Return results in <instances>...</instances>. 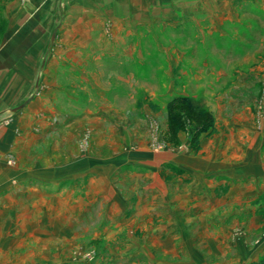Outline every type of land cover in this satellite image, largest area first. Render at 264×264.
<instances>
[{
	"label": "rangeland",
	"instance_id": "1",
	"mask_svg": "<svg viewBox=\"0 0 264 264\" xmlns=\"http://www.w3.org/2000/svg\"><path fill=\"white\" fill-rule=\"evenodd\" d=\"M261 259L264 0H0V264Z\"/></svg>",
	"mask_w": 264,
	"mask_h": 264
},
{
	"label": "crops",
	"instance_id": "2",
	"mask_svg": "<svg viewBox=\"0 0 264 264\" xmlns=\"http://www.w3.org/2000/svg\"><path fill=\"white\" fill-rule=\"evenodd\" d=\"M259 148L261 149V147H259ZM247 151H249V150H247ZM255 152H256V150L254 149V151H252L250 153L255 154ZM205 165H206L205 168H206L207 173H209V174H214V173L218 174L219 173L220 174L219 176H223L225 174V173H223V170H225L224 168L227 167V166L223 165V161L222 162L216 161V163L211 161V162H208ZM226 171H228V170H226ZM227 175L231 176V177L235 176V175H233V172L230 173V171L227 172ZM250 177H252V176L249 175L248 178H250Z\"/></svg>",
	"mask_w": 264,
	"mask_h": 264
},
{
	"label": "trees",
	"instance_id": "3",
	"mask_svg": "<svg viewBox=\"0 0 264 264\" xmlns=\"http://www.w3.org/2000/svg\"><path fill=\"white\" fill-rule=\"evenodd\" d=\"M190 104L194 106H198L200 101H194L192 99H189ZM253 264H264V259H261L259 262L253 263Z\"/></svg>",
	"mask_w": 264,
	"mask_h": 264
},
{
	"label": "water",
	"instance_id": "4",
	"mask_svg": "<svg viewBox=\"0 0 264 264\" xmlns=\"http://www.w3.org/2000/svg\"><path fill=\"white\" fill-rule=\"evenodd\" d=\"M56 33H57V30H56L55 33H54V38H55V36H56ZM28 103H29V101H27L26 103H24L22 106H20V107L17 108L16 110L23 109Z\"/></svg>",
	"mask_w": 264,
	"mask_h": 264
}]
</instances>
